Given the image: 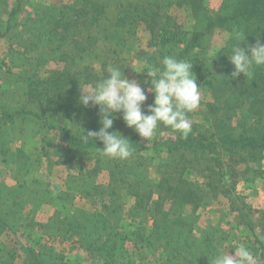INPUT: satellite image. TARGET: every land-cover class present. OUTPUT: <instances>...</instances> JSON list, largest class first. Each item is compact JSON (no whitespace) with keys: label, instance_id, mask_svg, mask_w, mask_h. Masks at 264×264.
Wrapping results in <instances>:
<instances>
[{"label":"trees","instance_id":"obj_1","mask_svg":"<svg viewBox=\"0 0 264 264\" xmlns=\"http://www.w3.org/2000/svg\"><path fill=\"white\" fill-rule=\"evenodd\" d=\"M215 1L216 6L213 5ZM74 2L62 4L60 14H49V7L35 0H14L9 10L8 4L0 0V39L8 36L21 39L26 34L32 36L29 41L19 44L10 63L3 65L4 61L0 59V81L15 79L20 95L32 107V111L20 112L18 109L8 114L6 105L0 104V126L14 122L20 114L36 112L34 115L42 120L44 127L55 132L54 136L65 149L74 147L80 152L95 153L94 156L98 158L93 159L94 168L88 171L87 178L99 170V164L106 166L113 185L110 196L125 191L124 194L132 200L127 209L131 231L118 233V222L123 220L122 213L118 214L121 206L111 198L101 199L103 212L96 214L94 223H91L93 219L88 224H82L77 219L66 218L65 224L54 228V233H50L54 229L47 225L38 227L47 237L63 240L79 237L87 229L79 246L82 245L86 251L97 252L104 264H155L158 251H162L159 255L162 264H212L223 241L216 237L217 228L211 225L206 226L200 237L191 234V223L196 217L186 216L183 210L188 204L199 206L203 198L193 189L194 184L183 177V171L191 167L195 159L204 158V153L214 152L224 158L235 156L244 164L261 167L264 160V67L254 68L253 75L246 79L240 76L232 79L233 68L228 59L220 55L221 74H216L213 71L215 64L209 60H199L198 56L207 49L209 37L217 30L242 31L248 46L254 45L257 38L264 43V0H176L173 3L175 7L185 10L190 16L188 29L168 15V0H123V3H117L120 11L113 15L107 13L108 7L101 0ZM70 12L78 14L75 19L68 15ZM18 16H23V20L20 21ZM118 21L122 22V27H118ZM75 22L78 27L72 32ZM139 24L144 25L152 39L149 44L155 48V52L142 62L159 67L166 55L192 62L197 86L205 100L208 98L204 100L202 122L192 124V131L186 139H181L179 133L164 127L167 137L158 144V148L166 156L165 167L154 184L147 179L145 172L140 171L138 162L111 159L105 163L99 159L101 153L97 149L103 148L99 141L89 139L85 143L81 140L82 132L86 134L99 129L100 110L80 105L79 90H82L85 78L79 76L86 74L94 83L101 79L99 77L104 75L106 66L112 65L111 61L116 66L115 61L130 49L127 47L128 38L135 35V27ZM231 50H226L228 57ZM113 54L115 57L111 56ZM28 57L36 61L28 63L32 72L20 70L13 73L15 68H22L21 65L17 67L16 61L27 63L30 60ZM48 63L60 64L61 68L45 71L44 76H40V68ZM74 67L83 70L73 73ZM149 87L150 78L143 88ZM147 93L150 95V105L153 95ZM239 112L241 116L238 118ZM113 116V128L109 131L127 138L132 151L147 149L133 129L125 133L121 128L125 124L120 123L119 117L115 118V113ZM246 118H252V121L248 122ZM81 188L84 189L83 194H89L99 187L83 179L82 184L77 185V189ZM242 209L245 213L241 209L232 208L231 211L239 213V220L253 236L258 227L264 233V210L256 211L247 205ZM107 211L110 217L104 216ZM255 214L254 221L251 216ZM20 219L21 216L13 211L2 210L0 203V239L7 232L16 238L20 236ZM35 226L36 222L32 221L30 227ZM100 229L107 230V235L101 246L93 248L88 244V239ZM126 243L132 247L131 253L127 251ZM256 243L260 244V241L256 240ZM23 247L30 264H59L57 258L60 257L46 244L39 245L38 250ZM43 248L47 249L40 255L39 251ZM260 250V260L264 264L262 245ZM14 253L11 249L0 250V264H14ZM137 255L141 258L137 259Z\"/></svg>","mask_w":264,"mask_h":264},{"label":"rangeland","instance_id":"obj_2","mask_svg":"<svg viewBox=\"0 0 264 264\" xmlns=\"http://www.w3.org/2000/svg\"><path fill=\"white\" fill-rule=\"evenodd\" d=\"M1 1H5L8 4V9L14 0ZM35 1L49 7V14H60L62 13V8H60L62 4L70 5L75 3V0ZM101 1L104 2V6L108 7L107 13L109 15L118 13L120 9L117 3H123V0ZM175 1L168 0V15L176 19L184 29H188L191 23L190 16L185 10L177 9L173 4ZM216 3L215 1L213 5L216 6ZM64 11H66V8ZM68 15H70L71 19H75L78 14H71L70 12ZM17 18L20 21L23 20V16H18ZM118 25V27H122V22L118 21ZM77 27L78 23L75 22L72 32H75ZM18 29L14 31L19 34ZM135 30V35L129 37V41H127V47L130 49L126 50L115 63L116 67L123 71V75L127 79H135L140 84L143 83L144 87V83L149 77L144 73H140L141 70L146 68V64L142 61L149 58L155 52V48L150 46L149 43L152 42V39L150 34L145 31L143 24L137 25ZM232 32L233 30L231 29L214 31L209 37L207 49L198 56L199 60L203 59L213 62L215 64L213 71L216 74H221L220 68L222 65L218 62L220 55L226 60L228 57L226 50L240 43V41L230 38L229 34ZM31 38L30 34L24 35L21 39H16L13 36L1 38L0 59H3V65L11 62V58L15 55L14 51H18L20 47L19 44L22 45L25 40L29 41ZM11 45L12 49H10ZM109 49V47L106 48V51L108 52ZM111 56H114V54ZM27 59L30 58L28 57ZM33 62H36L33 58L27 63H23L20 60L16 61L17 67L21 65L22 68H15L13 73H17L20 70H29L28 72L31 73L32 70H30L29 64H33ZM111 63L114 65L113 61ZM60 68V64L48 63L40 68L39 75L43 77L45 71L48 72ZM82 70L83 68L74 67L72 72L81 73ZM91 71H94V69ZM88 73L91 75L90 71ZM79 77L85 78L82 90L86 86L94 84V80L86 74H82ZM240 77L242 79L248 78L242 74ZM9 82H12V84H8ZM0 88V104L6 105L8 114L15 113L18 109H20V112L32 111V107L20 95L21 91L19 86H16L15 79L8 82L0 81ZM147 96L148 99L144 108L148 106L150 100L148 93ZM204 100L205 96L201 94L198 108L188 114L192 124L202 122L206 101ZM35 113H30L29 115L20 114L21 116L14 119V122L0 126L1 209L13 211L16 215H20L19 227L22 229L20 236L17 238L9 232L4 233L0 239V250L11 249L15 251L14 264H30L31 261L22 250V247L38 250L39 245L46 244L60 257L57 258L59 264H104L97 252L86 251L82 245L79 246L80 240L87 232V229L83 228L85 233L79 237L63 240L58 237H47L46 233L38 226L47 225L53 230L57 225L65 224L66 218L77 219L82 224H88V221L93 219L91 223H94L97 218L95 217L96 214L103 212L101 199L107 200L111 198L115 199L114 201H117L121 206L118 214L122 213L123 220L118 222V233L130 232L129 224H131V220L127 216V209L130 207L132 200L124 194L125 191H120L118 195L111 194L112 196H110L113 185L110 182V175L104 164H99L98 166L99 170H104L92 172V175L87 178L88 171L94 168L93 159L98 158V156L95 157L93 152L84 153L77 151L74 147L65 149L64 146L59 144L57 137L54 136L55 132L49 131L47 127H44L42 120L37 118L34 115ZM115 115V118H120V123H124L121 119V113H115ZM240 116L241 113L239 112L238 118ZM246 119L248 122L252 121V118ZM164 127L163 125L158 126L154 136L147 141L139 137L143 146L148 150L132 151V155L128 159L123 160L124 162H138L140 171L142 173L145 172L144 175L147 176L151 184H154L159 179L165 167L166 156L158 148V144L162 143L167 137ZM121 128L125 133L132 132V129L127 128L125 125L121 126ZM198 156L195 155L194 157ZM99 159L108 163L107 161L112 158L101 154ZM113 160L121 161L118 159ZM62 162H65L66 165ZM183 173V177L194 184L193 189H196V193L200 195L199 197L203 198L199 206L188 204L183 210L186 216L196 217V220H192L191 223V234L194 237H200L206 226L211 225L217 228V231L215 230L216 237L221 238L223 241L220 248L225 249V251H234L240 243H243L254 257L252 264H262L260 246L264 247L263 231L258 227L255 229V235L253 236L245 227V224L239 220V213L231 211V209H241L245 213L242 206L247 205L256 211L264 210V160L261 167H254L253 165L242 163V160L235 156L228 159L219 156L216 152L204 153V158L195 159L191 167L185 168ZM83 179L87 183H95L99 188L92 193L83 194L82 191L84 189H77V185L82 184ZM208 184H211V186H208ZM114 185L117 184L115 183ZM104 216L110 217L109 211ZM120 216L118 215V217ZM256 216V214L251 216V219L255 221ZM32 221L36 222L37 226L30 227ZM111 225H114V223H111ZM54 232H56L55 229L50 231V233ZM106 232L107 230L104 231L103 229L98 230L96 233L92 232L93 234L90 235L88 244L93 248L98 245L101 246L107 235ZM255 239L260 241V244L256 243ZM129 245L126 243L125 246L128 248L127 251L131 253L133 249ZM46 249H41L39 251L40 255ZM161 253L162 251H158L156 257L158 261L155 264H162L161 256L159 257ZM136 258L139 259L141 257L137 255Z\"/></svg>","mask_w":264,"mask_h":264},{"label":"clouds","instance_id":"obj_3","mask_svg":"<svg viewBox=\"0 0 264 264\" xmlns=\"http://www.w3.org/2000/svg\"><path fill=\"white\" fill-rule=\"evenodd\" d=\"M229 35L242 41L232 47L231 55L227 57L233 68L232 79L241 74L251 77L254 68L264 67V43L259 38L254 45L248 46L242 31L233 29ZM192 67V62L188 60L166 55L159 67L146 65V70L140 71L150 78L151 87L145 89L137 80L127 79L119 67L106 66L101 79L79 90L80 105L100 110L99 129L86 134L82 132L81 140L85 143L89 139L99 141L103 148L97 150L106 157L128 159L132 155L129 140L118 132L109 131L113 128L114 113H121L125 126L133 129L145 141L154 136L160 125L186 139L192 131L188 114L198 108L201 100L200 87L197 86ZM147 92L152 93L153 102L144 108ZM253 260L248 247L240 243L234 251L218 249L212 264H252Z\"/></svg>","mask_w":264,"mask_h":264}]
</instances>
